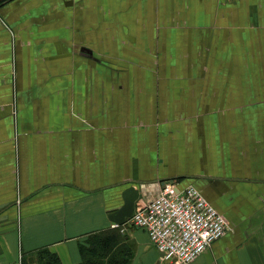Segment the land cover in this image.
<instances>
[{
  "label": "crops",
  "instance_id": "crops-1",
  "mask_svg": "<svg viewBox=\"0 0 264 264\" xmlns=\"http://www.w3.org/2000/svg\"><path fill=\"white\" fill-rule=\"evenodd\" d=\"M166 180L229 223L187 264H264V0H0V264H79Z\"/></svg>",
  "mask_w": 264,
  "mask_h": 264
},
{
  "label": "built area",
  "instance_id": "built-area-1",
  "mask_svg": "<svg viewBox=\"0 0 264 264\" xmlns=\"http://www.w3.org/2000/svg\"><path fill=\"white\" fill-rule=\"evenodd\" d=\"M114 227L144 230L160 261L187 264L222 237L229 223L197 187L178 188L166 180L154 198H140L131 217Z\"/></svg>",
  "mask_w": 264,
  "mask_h": 264
},
{
  "label": "trees",
  "instance_id": "trees-1",
  "mask_svg": "<svg viewBox=\"0 0 264 264\" xmlns=\"http://www.w3.org/2000/svg\"><path fill=\"white\" fill-rule=\"evenodd\" d=\"M117 228L119 230L108 228L88 234L79 244V264H130L134 243L127 233ZM20 264H60V260L56 253L43 248L22 257Z\"/></svg>",
  "mask_w": 264,
  "mask_h": 264
},
{
  "label": "rangeland",
  "instance_id": "rangeland-1",
  "mask_svg": "<svg viewBox=\"0 0 264 264\" xmlns=\"http://www.w3.org/2000/svg\"><path fill=\"white\" fill-rule=\"evenodd\" d=\"M112 229H118L119 230V228H117V227H113ZM122 232V231H121ZM123 232H125V233H127L126 231H123ZM131 241V240H130ZM127 244H130V243H127Z\"/></svg>",
  "mask_w": 264,
  "mask_h": 264
}]
</instances>
